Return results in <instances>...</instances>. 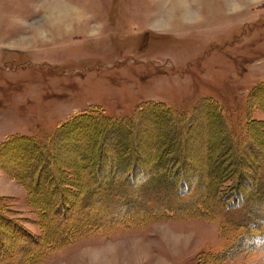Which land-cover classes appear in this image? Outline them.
<instances>
[{
	"label": "rangeland",
	"instance_id": "374dc122",
	"mask_svg": "<svg viewBox=\"0 0 264 264\" xmlns=\"http://www.w3.org/2000/svg\"><path fill=\"white\" fill-rule=\"evenodd\" d=\"M176 2L195 18L171 14ZM62 10L67 15L60 16ZM263 83L264 0H0L1 214L30 234H41L25 189L11 176L19 174L21 165L36 164L30 149H12L22 144L20 139L44 146L45 159L62 170L65 182L82 178L90 183L89 168L78 172L77 162L80 149L93 141L94 125L71 132L64 127L86 115L124 120L144 105L160 104L175 116L189 117L184 191H138L140 199L131 209L117 206L115 199L99 205L107 232L77 238L36 264H264V240L246 242L259 228L245 231L233 225L243 220L241 212H193L201 185L199 176L192 175L209 162L211 117L205 99L220 105L246 150L243 124L250 117L264 153L259 145L264 132H258L264 131ZM138 120L137 154L150 159L162 120L150 112H141ZM210 125L217 135L218 122ZM103 146L98 182L106 178V158L117 155L111 136ZM214 151L223 155V150ZM247 156L249 172L252 157ZM124 188L129 191L128 185ZM120 210L135 212L129 217L137 215V224H108L113 213L121 221ZM99 220L95 214L89 217ZM51 232L49 242L62 235L57 225Z\"/></svg>",
	"mask_w": 264,
	"mask_h": 264
},
{
	"label": "trees",
	"instance_id": "16d2710c",
	"mask_svg": "<svg viewBox=\"0 0 264 264\" xmlns=\"http://www.w3.org/2000/svg\"><path fill=\"white\" fill-rule=\"evenodd\" d=\"M261 88L257 86L255 93L260 94ZM203 101V105L209 108L207 114L211 117L206 138L209 152L207 161L209 162L205 166L206 169L196 168L192 172V175L199 176L201 185L199 200L195 208L197 211L193 212L208 211L207 213H212V215H214L213 209L215 212L216 210L241 212L243 220L233 225L244 227L245 231H250L253 227L259 228L255 229L259 232H251L246 238V242L255 244L258 238L259 242L264 240V153L259 150L258 143H256L258 135L256 130H253L254 121L246 117L243 124L249 142L246 150L242 147L243 143L239 144L240 140L235 139L238 136L230 130V125L220 105L211 99ZM141 112H150L156 116L157 120H162V123H159L161 129H158L156 133L154 154L150 159L140 158L137 154L139 145L134 141L136 139L134 134L138 129V115ZM188 118L182 113L178 116L173 115L164 105L147 104L140 107L135 116L124 120H114L101 115H86L71 121L64 127L67 132H71L75 127L85 129L87 126L94 125L95 128L93 141L87 147L80 149L77 162L78 172H81V168H89L90 183L82 178L73 183L65 182L62 179V170L57 168L52 161L50 162V159H45L47 155L42 152L44 146L27 139H20L19 142L22 144H15L12 149L20 150V147L30 149L36 164L34 162L32 167L21 165L19 174H11V176L25 189L27 206L36 216L41 234L38 236L30 234L16 221L2 215L1 204L4 199L0 198V264H36L51 252L62 249L77 238L100 230L107 232L108 230L103 226L107 219L96 208L112 199L117 200V206H127L131 209V205L140 199L138 191L141 190L173 189L178 193L183 192L186 187L185 175L188 168L184 141L188 133L185 128ZM214 121H217L220 127L217 135H213L212 125H210ZM258 132L263 133V128H259ZM108 135L115 140L117 155H114V158H106L108 172L105 180L98 182V169L106 148L103 144L107 143ZM261 144L264 145L263 139L259 142L260 146ZM215 146L219 148L218 151H214ZM5 147L8 146L5 145ZM221 150H223V155L213 154V151L218 153ZM243 150L246 151L245 154ZM3 153L1 146L0 156ZM247 154H251L252 157L248 163L255 166L253 170L248 164L251 170L249 172H246L247 168L244 165V161L248 160ZM230 165H233L232 168ZM135 175L139 176L138 180L134 179ZM148 182L151 185L149 187L145 186ZM126 185L129 191L124 188ZM121 190L127 192L119 195L118 192ZM185 211L190 212L188 209ZM120 213L123 215L121 221L120 218L118 220L113 218V214L117 216L119 213H113L108 224L113 227L118 224H129L130 226L137 224V215L129 217L135 212L127 210ZM93 214L100 220L90 222L89 217ZM143 218L145 215L140 217V219ZM55 225L62 235L56 241L49 242L47 236L52 233V227ZM13 257H18L14 263L10 262L14 261Z\"/></svg>",
	"mask_w": 264,
	"mask_h": 264
},
{
	"label": "bare ground",
	"instance_id": "6f19581e",
	"mask_svg": "<svg viewBox=\"0 0 264 264\" xmlns=\"http://www.w3.org/2000/svg\"><path fill=\"white\" fill-rule=\"evenodd\" d=\"M181 3V2H180ZM183 5V4H182ZM181 4H179L178 2H176V5L173 7V9H171V14H176L177 17H181V19L183 20H192L193 18H195L194 15H192L186 8L185 6L183 5L182 6ZM60 13V16H64V15H67V12L62 10V11H59ZM174 17V16H173Z\"/></svg>",
	"mask_w": 264,
	"mask_h": 264
}]
</instances>
